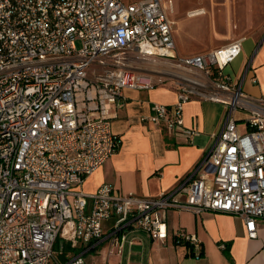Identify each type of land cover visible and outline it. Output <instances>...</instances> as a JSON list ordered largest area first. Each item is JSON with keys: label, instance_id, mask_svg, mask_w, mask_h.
<instances>
[{"label": "built area", "instance_id": "obj_1", "mask_svg": "<svg viewBox=\"0 0 264 264\" xmlns=\"http://www.w3.org/2000/svg\"><path fill=\"white\" fill-rule=\"evenodd\" d=\"M172 11V0H0V264H88L83 252L57 260L55 243L61 253L64 242L91 246L107 238L109 252L119 253L129 227L165 238L169 209L231 214L256 236L264 219V97L248 96L224 72L241 38L179 56ZM156 59L163 68L134 64ZM251 69L247 62L244 76ZM166 81L176 88L175 102H153L140 119L171 135L197 134L183 123L189 99L225 107L220 131L191 174L149 197L107 183L91 193L75 189L120 145L111 120L124 106V89ZM174 240L200 248L183 229Z\"/></svg>", "mask_w": 264, "mask_h": 264}, {"label": "crops", "instance_id": "obj_2", "mask_svg": "<svg viewBox=\"0 0 264 264\" xmlns=\"http://www.w3.org/2000/svg\"><path fill=\"white\" fill-rule=\"evenodd\" d=\"M174 8L173 5V11ZM172 37L179 56L203 53L199 52L200 49L189 54L178 53L173 28ZM240 38L241 52L224 72L232 81L240 83L241 90L248 96L264 97V25L244 34L235 33L231 28L224 33H216V40L209 49ZM247 62L252 69L244 76ZM123 93L124 106L111 120L113 132L120 137V145L83 181L80 185L83 190L79 186L75 189L91 193L107 183L122 194L132 192L146 197L173 190L207 153L213 135L218 134L222 127L224 105L213 100L189 99L182 108L183 123L186 128L196 130L197 134L187 140L182 135L169 134L161 125L140 119L150 114L153 102L167 106L175 102L176 88L170 82L147 90L124 89ZM213 169L210 166L208 170L212 172ZM164 221L166 237L160 240H153L148 233L129 227L124 232L125 241L119 253L115 248L109 252L108 239L103 238L91 246L80 241L64 242L69 247L65 249L63 243L62 252L59 253L58 248L55 257L62 261L60 254L64 251L66 259L83 252L88 264H264V219L257 220L253 238L248 237L241 218L227 213L204 211L196 215L169 209L165 212ZM112 222V219L103 221L105 233ZM178 229L195 235L200 248L186 242L176 243L174 233Z\"/></svg>", "mask_w": 264, "mask_h": 264}, {"label": "rangeland", "instance_id": "obj_3", "mask_svg": "<svg viewBox=\"0 0 264 264\" xmlns=\"http://www.w3.org/2000/svg\"><path fill=\"white\" fill-rule=\"evenodd\" d=\"M174 11L173 33L177 51L180 54H189L196 49L207 52L216 40V33H224L232 29L241 34L264 25V0H172ZM194 9L203 11V15L189 17L188 12ZM79 48L81 42L76 41ZM155 62H134L141 68H163L162 60ZM245 110L236 115L244 116ZM243 130V129H242ZM83 190V186H79ZM58 247L55 248L57 254Z\"/></svg>", "mask_w": 264, "mask_h": 264}, {"label": "bare ground", "instance_id": "obj_4", "mask_svg": "<svg viewBox=\"0 0 264 264\" xmlns=\"http://www.w3.org/2000/svg\"><path fill=\"white\" fill-rule=\"evenodd\" d=\"M201 14H203V11H201L199 9L192 10V11L188 12L189 17H194V16L201 15Z\"/></svg>", "mask_w": 264, "mask_h": 264}, {"label": "trees", "instance_id": "obj_5", "mask_svg": "<svg viewBox=\"0 0 264 264\" xmlns=\"http://www.w3.org/2000/svg\"><path fill=\"white\" fill-rule=\"evenodd\" d=\"M64 246H66L65 249H67V247H69L67 243H64ZM56 247H58V241L54 245V250H55ZM64 254H65L64 251H63L62 254H60V258H61L62 261L66 259Z\"/></svg>", "mask_w": 264, "mask_h": 264}]
</instances>
